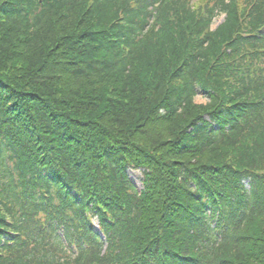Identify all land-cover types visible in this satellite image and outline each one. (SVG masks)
I'll return each mask as SVG.
<instances>
[{"label": "trees", "instance_id": "16d2710c", "mask_svg": "<svg viewBox=\"0 0 264 264\" xmlns=\"http://www.w3.org/2000/svg\"><path fill=\"white\" fill-rule=\"evenodd\" d=\"M0 264H264V0H0Z\"/></svg>", "mask_w": 264, "mask_h": 264}, {"label": "rangeland", "instance_id": "374dc122", "mask_svg": "<svg viewBox=\"0 0 264 264\" xmlns=\"http://www.w3.org/2000/svg\"><path fill=\"white\" fill-rule=\"evenodd\" d=\"M221 20V17L218 18V21ZM196 102L197 103H202L205 102V98L203 95H199L196 97ZM129 175L130 178L134 181V183L138 186V188H142V184L140 182V178H141V173L138 170H129ZM92 221L94 223H96V219H92Z\"/></svg>", "mask_w": 264, "mask_h": 264}]
</instances>
